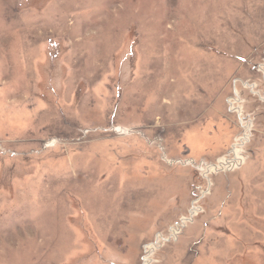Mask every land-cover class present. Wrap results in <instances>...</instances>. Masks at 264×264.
I'll list each match as a JSON object with an SVG mask.
<instances>
[{"label": "rangeland", "instance_id": "1", "mask_svg": "<svg viewBox=\"0 0 264 264\" xmlns=\"http://www.w3.org/2000/svg\"><path fill=\"white\" fill-rule=\"evenodd\" d=\"M0 264H264V0H0Z\"/></svg>", "mask_w": 264, "mask_h": 264}, {"label": "built area", "instance_id": "2", "mask_svg": "<svg viewBox=\"0 0 264 264\" xmlns=\"http://www.w3.org/2000/svg\"><path fill=\"white\" fill-rule=\"evenodd\" d=\"M260 85H261V84H260ZM262 85H263V84H262ZM255 86H256V85H253V84L251 85V84H250V85H248V87L245 86V88H246V89H247V88H251V89H252V88H254ZM260 99H261V98H260ZM239 102H240V99H239ZM237 111H238V113H240V109H239V108L237 109ZM175 233H176V231H174L173 233H171V235H174Z\"/></svg>", "mask_w": 264, "mask_h": 264}]
</instances>
